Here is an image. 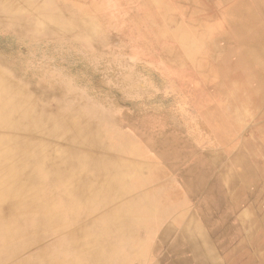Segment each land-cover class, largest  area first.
<instances>
[{
    "label": "rangeland",
    "instance_id": "374dc122",
    "mask_svg": "<svg viewBox=\"0 0 264 264\" xmlns=\"http://www.w3.org/2000/svg\"><path fill=\"white\" fill-rule=\"evenodd\" d=\"M236 1L12 0L16 12L0 8L5 79L39 111L82 114L98 140L134 150L101 151L133 160L142 181L155 176L178 204L159 219L154 182L126 194L151 216L141 264L260 262L243 240L264 233V58L232 62ZM64 231L35 235L0 264H33Z\"/></svg>",
    "mask_w": 264,
    "mask_h": 264
},
{
    "label": "bare ground",
    "instance_id": "6f19581e",
    "mask_svg": "<svg viewBox=\"0 0 264 264\" xmlns=\"http://www.w3.org/2000/svg\"><path fill=\"white\" fill-rule=\"evenodd\" d=\"M11 1L0 0V8L6 13L20 9ZM259 3V0H237L231 6V14L237 19L232 23L233 41L237 44L233 64L264 58V5ZM12 84L0 72V261L14 257L17 249L29 244L35 235L60 233L65 227L79 223L50 243L51 250L47 249L45 256L32 255L30 263L35 260L33 264H141L148 246L147 235L151 233L148 225L151 216L145 213V201L142 203L135 196L126 199V194L138 187L143 189L148 180L154 182L155 203L151 207L159 219L178 204L162 191L155 176L147 175L151 178L142 181L144 168L133 160L107 156L101 151L105 148L134 153V150H126L123 143L110 144L104 137L98 140L94 124L82 114L47 112L44 108L39 111ZM18 130L36 135L18 139L12 134ZM61 139L67 142L62 143ZM139 175L138 185L129 183L131 177ZM238 219H245L244 213ZM32 233L35 234L31 237ZM253 233L256 237L252 238L249 231L248 239L243 240L254 246L253 252L247 254L257 255L259 264H264V233L261 228ZM215 259L213 264H218ZM19 261L15 263L29 264L26 258ZM201 262L205 264V260Z\"/></svg>",
    "mask_w": 264,
    "mask_h": 264
}]
</instances>
